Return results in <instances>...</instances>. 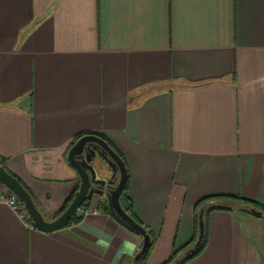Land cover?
I'll use <instances>...</instances> for the list:
<instances>
[{
  "label": "crops",
  "instance_id": "crops-1",
  "mask_svg": "<svg viewBox=\"0 0 264 264\" xmlns=\"http://www.w3.org/2000/svg\"><path fill=\"white\" fill-rule=\"evenodd\" d=\"M88 132L124 158L147 264L190 242L201 199L264 203V0H0V155L45 218L80 183L68 151ZM105 203L43 231L0 202V264H132L141 237ZM219 204L185 264H264L262 212L200 208Z\"/></svg>",
  "mask_w": 264,
  "mask_h": 264
},
{
  "label": "water",
  "instance_id": "water-1",
  "mask_svg": "<svg viewBox=\"0 0 264 264\" xmlns=\"http://www.w3.org/2000/svg\"><path fill=\"white\" fill-rule=\"evenodd\" d=\"M86 146L91 149L94 157L96 154L101 157L102 161L97 163V165L91 162L93 158L85 156L84 150ZM68 160L80 176L79 188L68 207L61 214L52 219H46L44 217L29 191L17 177L11 174L1 164L0 181L20 196L34 225L43 231H53L65 227L85 200H90L95 194L105 196L107 198L110 214L129 230L142 237L141 247L132 260V264H137L141 256L146 253L151 240L145 227L129 215L121 204L120 197L127 180V168L123 158L101 135L87 133L81 136L70 147L68 151ZM103 162L108 163L112 170L109 177H98V172H101ZM251 210L256 214H260L261 212L254 208ZM198 217V237L188 249L179 255L180 260L195 252L202 242L205 227L203 207L199 209Z\"/></svg>",
  "mask_w": 264,
  "mask_h": 264
},
{
  "label": "trees",
  "instance_id": "trees-1",
  "mask_svg": "<svg viewBox=\"0 0 264 264\" xmlns=\"http://www.w3.org/2000/svg\"><path fill=\"white\" fill-rule=\"evenodd\" d=\"M89 133V132H88ZM96 133V132H94ZM99 135H101L103 138H105L102 134L100 133H97ZM82 136L81 135H78L74 141L72 142V144L80 137ZM106 139V138H105ZM107 140V139H106ZM108 141V140H107ZM109 142V141H108ZM110 143V142H109ZM71 144V145H72ZM111 144V143H110ZM116 150V149H115ZM117 151V150H116ZM118 152V151H117ZM119 153V152H118ZM120 154V153H119ZM121 155V154H120ZM121 157L123 158V156L121 155ZM124 160V158H123ZM125 162V161H124ZM0 164L3 165L11 174H13L15 177H17L19 179V181L23 184V186L29 191V193L31 194V196L33 197L35 203L37 204L38 206V203L36 201V199L34 198V196L32 195L31 191L29 190V188L23 183V181L13 172H11L5 165V162H4V158L0 155ZM126 165V163H125ZM127 168V166H126ZM128 169H127V180L125 182V186H124V190L122 192V195L120 197V200H121V204L123 206V208L125 209V211L131 215L137 222H139L140 224H142L145 229H146V232L149 234L150 236V245L146 251V253L141 256V258L138 260L137 264H147V259H148V256L150 254V252L152 251L154 245H155V242H156V237L155 235L153 234V232L147 227L145 226L136 216L135 212H134V209H133V203H132V200L130 199L129 195H128ZM79 188V184L75 187V189L71 192V194L68 196V198L65 200V202L63 203V205L61 206V208L53 214V217H56L58 216L59 214H61L67 207L68 205L71 203V201L73 200L77 190ZM209 199H228V200H232V201H236V202H239L241 204H244V206H241V207H244L243 209L244 210H248L249 212H253L251 210V208H254V209H257L259 211L262 212V216H264V203H259V202H255V201H251V200H248V199H245L241 196H213V197H205L203 199H201L199 201V203L197 204L196 206V212H195V220H194V234H193V238L190 240L189 243H187L185 246H183L182 248L180 249H174L173 250V253L171 255V257L165 261L164 263L162 264H185L187 263L189 260H191L192 258H194L195 256H197L204 248L205 246L207 245L208 243V236H209V227H208V215L209 213L212 211V210H215V209H226V210H232L233 208L231 206H228V205H224V204H219V205H210L208 206L205 210H204V236H203V239H202V242L200 243L199 247L195 250V252L189 254L188 256H185L183 259H179V255L181 254L182 251H184L185 249L189 248L197 239L198 237V234H199V217H198V212H199V208H200V205L202 202L206 201V200H209ZM89 200H85L83 202V204L81 205L80 209L74 214V216H72V218L70 219L69 223L68 224H71V223H77V222H80L81 219L83 218L84 216V213L82 212V210H85L87 207H84L86 206V204L88 203ZM247 207H251L250 209H247ZM39 208V207H38ZM104 209L108 212L109 211V207H108V204L105 203V207ZM29 219L32 220V218L29 216ZM48 219V218H46ZM141 237V236H140ZM141 240H142V237H141ZM140 247H141V244H140ZM179 260V261H178ZM178 261V262H177Z\"/></svg>",
  "mask_w": 264,
  "mask_h": 264
},
{
  "label": "built area",
  "instance_id": "built-area-1",
  "mask_svg": "<svg viewBox=\"0 0 264 264\" xmlns=\"http://www.w3.org/2000/svg\"><path fill=\"white\" fill-rule=\"evenodd\" d=\"M0 202L8 204L24 219H29L30 215L25 208L23 200L20 198L18 194H16L13 190H11L1 181H0ZM92 210L94 211L96 209L86 208L85 210H82V212L85 214L87 211H92ZM29 221L31 226H35L32 220L29 219Z\"/></svg>",
  "mask_w": 264,
  "mask_h": 264
},
{
  "label": "flooded vegetation",
  "instance_id": "flooded-vegetation-1",
  "mask_svg": "<svg viewBox=\"0 0 264 264\" xmlns=\"http://www.w3.org/2000/svg\"><path fill=\"white\" fill-rule=\"evenodd\" d=\"M89 133H94V132H89ZM85 134H87V133H85ZM96 134H97V133H96ZM83 135H84V134H83ZM83 135H82V136H83ZM80 137H81V136H80ZM80 137H79V138H80ZM79 138H78V139H79ZM78 139H77V140H78ZM77 140H76V141H77ZM76 141H75V142H76ZM75 142H74V143H75ZM74 143H73V144H74ZM73 144H72V145H73ZM72 145H71V146H72ZM84 153H85V156H86V157H88V158H93L91 162H92L94 165H97V163H99V162L102 161L101 157H100L98 154H96L95 157H94V154L92 153L91 149H90L89 147H87V146H86V148H85V150H84ZM109 176H110V175H109ZM109 176H108V177H109Z\"/></svg>",
  "mask_w": 264,
  "mask_h": 264
},
{
  "label": "rangeland",
  "instance_id": "rangeland-1",
  "mask_svg": "<svg viewBox=\"0 0 264 264\" xmlns=\"http://www.w3.org/2000/svg\"><path fill=\"white\" fill-rule=\"evenodd\" d=\"M105 164V168L107 167V165H108V163H106V162H103V165ZM109 166V165H108ZM109 168H110V166H109ZM106 169H108V167L106 168ZM109 170V169H108Z\"/></svg>",
  "mask_w": 264,
  "mask_h": 264
}]
</instances>
